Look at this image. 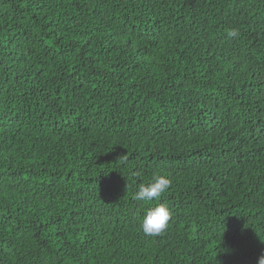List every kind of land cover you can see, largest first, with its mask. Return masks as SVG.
<instances>
[{
  "label": "trees",
  "instance_id": "trees-1",
  "mask_svg": "<svg viewBox=\"0 0 264 264\" xmlns=\"http://www.w3.org/2000/svg\"><path fill=\"white\" fill-rule=\"evenodd\" d=\"M262 241L264 0H0V264H256Z\"/></svg>",
  "mask_w": 264,
  "mask_h": 264
},
{
  "label": "clouds",
  "instance_id": "clouds-1",
  "mask_svg": "<svg viewBox=\"0 0 264 264\" xmlns=\"http://www.w3.org/2000/svg\"><path fill=\"white\" fill-rule=\"evenodd\" d=\"M235 28L228 30L229 37L238 36ZM171 179L164 174H157L147 184H141L135 193L137 201L149 203L159 200L160 197L169 189ZM171 212L166 203H157L155 206L148 207L143 216L141 230L146 237H158L164 234L169 228ZM264 242V241H262ZM256 264H264V251L256 259Z\"/></svg>",
  "mask_w": 264,
  "mask_h": 264
}]
</instances>
